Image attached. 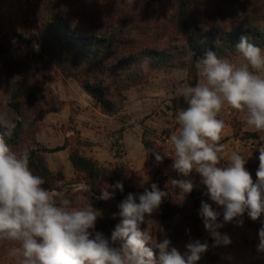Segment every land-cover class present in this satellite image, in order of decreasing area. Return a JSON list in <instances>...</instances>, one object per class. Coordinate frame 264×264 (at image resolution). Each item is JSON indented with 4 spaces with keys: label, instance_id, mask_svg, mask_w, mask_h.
Listing matches in <instances>:
<instances>
[{
    "label": "clouds",
    "instance_id": "1",
    "mask_svg": "<svg viewBox=\"0 0 264 264\" xmlns=\"http://www.w3.org/2000/svg\"><path fill=\"white\" fill-rule=\"evenodd\" d=\"M236 55L238 63L208 50L195 63L202 79L195 86H177L176 92L187 107L177 111L179 129L169 138L173 170L186 178L193 171L199 174L206 187L204 195L223 208L220 222L221 212L201 201L199 216L213 240L212 247L232 243L227 233L219 231L225 224L235 221L242 226L245 213L252 221L264 215V136L257 146L255 181L245 167L247 158L238 152H231L226 165L221 163L224 145L220 141L226 125L218 117L225 105L245 112L247 126L264 133V48L242 36ZM5 116H0V121ZM152 154L157 162L162 161L158 152ZM29 163V152L18 154L0 136V243L12 245L8 254L15 264H198L209 250L207 242L194 240L181 253L164 238L155 244L159 249L157 258L147 246L153 237L141 225L146 217L159 212L169 195L155 183L151 190L144 189L138 202L131 193L121 201L118 213L113 214V219L119 217V223L107 237L96 230L99 211L91 203L79 205L66 195L69 190L89 193L91 184L81 182L63 192L45 188V180L33 173ZM170 183L182 200L194 189L191 179H171ZM116 189L123 192V183L106 185L98 199L114 198ZM258 236L257 251L264 253V221Z\"/></svg>",
    "mask_w": 264,
    "mask_h": 264
},
{
    "label": "trees",
    "instance_id": "2",
    "mask_svg": "<svg viewBox=\"0 0 264 264\" xmlns=\"http://www.w3.org/2000/svg\"><path fill=\"white\" fill-rule=\"evenodd\" d=\"M34 1V23L30 25L29 18L27 23L40 44L41 59L52 60L61 74L76 79L108 116L119 113L126 101L125 91L143 84L146 78L144 64L157 69H175L177 66L171 62L175 55H187L189 62L186 58L179 63L189 69L193 76L190 86H195L198 83L195 63L208 50L221 57L236 55V45L242 36L264 48V0H135L133 4L128 0ZM203 33L207 36L203 37ZM16 36L20 42L30 44L23 34ZM179 43L181 47H178ZM42 78L46 82L54 81L45 72ZM26 85L24 82V88L12 91V107L20 117L27 105L33 107L32 100L42 99L50 105L43 93L39 97L35 92L27 91ZM55 99L58 104H52L49 113L61 109L60 100ZM173 103L175 109L187 107L182 96ZM176 127L179 126L176 124ZM21 130L23 123L16 122L15 131L4 138L5 142L10 144L19 138ZM143 144L149 164L158 169L167 164L161 154L162 161H156L152 154L157 152L153 142L144 139ZM67 148L66 143L51 152ZM70 160L75 170L91 181L92 205L102 213L109 212L108 218H98L96 230L110 237L119 223L118 216L113 219V214L119 211L118 205L128 194L136 196L140 190L130 186L120 175L100 170L96 161L79 151L73 152ZM29 166L35 175L45 180L43 187L58 190L57 175L44 166L41 158ZM117 181L123 183V192L116 189V195L109 201L98 199L103 183L114 185ZM189 197L195 210H200V196L192 191ZM159 211L165 221L177 214L181 216L182 228L174 229L168 236L171 246L175 247L190 235L200 236V220L188 216L185 207H176L164 199ZM191 219L195 224L190 223ZM141 229L145 230L143 224ZM148 247L158 258L159 249Z\"/></svg>",
    "mask_w": 264,
    "mask_h": 264
},
{
    "label": "rangeland",
    "instance_id": "3",
    "mask_svg": "<svg viewBox=\"0 0 264 264\" xmlns=\"http://www.w3.org/2000/svg\"><path fill=\"white\" fill-rule=\"evenodd\" d=\"M79 2H82V0ZM34 4V0H26L24 3L27 28L20 33L23 34L26 40H30V44L20 42L16 36L18 34L17 32L8 36H0V116L6 114L5 118L0 121V136L7 138L15 131L16 122H22L23 130H21L20 137L16 138L8 145L18 154L24 151L29 152L30 163L37 162L38 159L41 158L44 162V166L46 165L48 167L46 158H53L54 155H52L53 152L51 151L57 147L67 143V149L71 155L76 151L81 153L82 147L87 146L88 143L81 140L78 131L74 127L76 125L74 115L78 111L76 106H71V109H69L72 114L57 115V113L62 110L63 103L56 89L57 91L60 90L63 95H76L78 92L77 86L81 88L82 86L76 79L68 78L61 74L52 60L46 57L41 59L43 54H41L40 44L36 40L34 30L30 28L27 23L28 18L30 25L34 23V19L32 18ZM202 36H207V33H203ZM178 47H181L180 43ZM186 58L188 60L187 62H189V57L187 55L176 54L173 61H171L177 66L175 69H157L144 64L143 66L146 70L145 81L143 84L134 86L130 90L124 92L126 101L121 105L119 113L115 115L119 116L120 119L124 121L128 120V117L131 118L129 115V113H131L134 119L132 126L135 128L144 127L145 121L154 117H160L163 122L170 125L163 129L158 127H147V129L143 131V140L147 139L153 142L156 151L167 160V165L165 166L167 171L164 172L162 171V167L158 169L151 164L141 171H134L130 166L125 164H121L118 167H114L112 164L106 166L98 164L99 168L102 171L107 170L108 173L120 175L130 186L140 190V193L136 195L137 198L140 194H143L145 188L151 190V184H157L159 188L169 193L166 200L176 207H185V212L188 216H191L194 220H200V224H196V226H199L200 236L190 235L188 238L179 241L175 245V247L183 253L186 251L185 245L190 241L200 240L201 242H207L209 244V250L202 255L198 264H264V253H258L257 251V244L259 243L258 230L261 227V221H264V215L261 216L260 220L252 221L247 213H245L242 218V226L237 225L235 221L225 224L219 231L222 234L227 233L232 243L228 246L212 247L213 240L205 230L203 221L199 216V210H195L196 207L193 205V200L190 199L189 194L182 200L178 190L171 186V179H191L194 183L193 192L200 196V202L203 200L211 204L213 209L221 212L219 221H223V208L216 205L204 195L206 187L205 189L202 188L203 184L201 183L199 174L193 171L191 176L186 178L179 175L172 168L174 161L170 155H173V149L172 146L167 143L166 137H169L173 128H178L176 127L175 115L178 110L182 109L181 106L177 109L174 107L173 100L181 97L177 94L176 88L178 85L182 84L190 85V82L193 80V76L190 74L189 69L182 67L179 63ZM227 58L231 59L233 62H239L237 55H229ZM44 72L48 76L53 77L54 81H44L42 78V73ZM196 77L199 83L202 78L199 76L198 70L196 71ZM24 82L27 84L25 86L27 91L29 90L31 93L35 92L39 97L43 93L46 100L50 102V105H46L42 99L37 101L32 100L31 104L33 107L27 105L23 110V115L20 117L12 107V104H14L12 91L24 88L22 86ZM71 84L76 87H72ZM55 86H57L56 89ZM55 97L60 100L62 104L61 109L59 112L49 113L48 110L51 108V105L53 104L52 106H54L58 104ZM95 103L100 108L96 101ZM218 118L224 120L227 130L224 140L220 141V143L224 145V151L221 153V156L228 158L232 151H236L247 158L245 167L251 173L255 181L256 171L259 166V151L257 146L261 143V137L264 136V133H257L247 126L245 123V112L233 110L227 105L223 107ZM172 124L173 127L171 126ZM72 130L74 132L71 133L70 131ZM69 133H71L70 137L65 139V136ZM117 147V152L124 153V149L121 148V145ZM133 151L135 154L137 153L136 148H134ZM118 156H123V154H118ZM56 175L57 181L55 184L58 188V190H56L57 192H63L65 188L70 189L71 185L81 182L91 184V181L86 175L80 172H76L72 177H65L61 174ZM145 178H147L146 182L142 184L141 182ZM106 185L109 184L103 183L102 188ZM108 190L110 192L113 191L112 188ZM66 195L79 205L87 203L92 204L91 197L94 196L92 193V186L89 193H74L69 190ZM115 195L114 193V196ZM99 213L100 218L109 217L108 211L104 213L99 211ZM192 219L190 223L195 224ZM180 222V214L175 215L169 221H165L160 211L152 217H146V221L143 224L144 228L148 230L153 237V240L150 241L147 246L155 247L156 243L162 242L164 238H168L174 229L178 227L181 229L182 226H180ZM160 229H163V232H161ZM11 246L10 244L0 243V264H15V260L8 254V249Z\"/></svg>",
    "mask_w": 264,
    "mask_h": 264
},
{
    "label": "crops",
    "instance_id": "4",
    "mask_svg": "<svg viewBox=\"0 0 264 264\" xmlns=\"http://www.w3.org/2000/svg\"><path fill=\"white\" fill-rule=\"evenodd\" d=\"M25 2L26 0H0V36H8L14 32L21 33L26 30ZM71 86L76 87L73 84ZM77 87L78 92L76 95H63L60 90L57 91V86H55V89L63 103V108L57 115H69L71 106L77 107L78 111L74 115L76 124L74 127L78 131L81 140L88 143L87 146L82 147L81 154L104 166L112 164L114 167H118L125 164L134 171L145 169L149 162L143 144V131L147 127L163 129L170 125L163 122L160 117H154L145 121L144 127L135 128L132 126L134 119L131 113H129L131 118L128 117V120L124 121L119 116L105 115L96 105L94 99L80 86ZM171 126L173 127V124ZM178 129L179 127L173 128L169 137H166L169 145H171L170 136L178 132ZM226 132L227 130L224 128L221 141L224 140ZM71 133L67 134L65 139L70 137ZM118 145H121L124 153L116 151ZM134 148L137 149V155L133 151ZM118 154H123V156H118ZM52 155H54L53 158H46V162L53 173L65 177H72L76 174L77 171L71 163L68 149L53 152ZM222 157L221 163L226 165L227 157ZM166 165L162 166L164 172L167 171ZM202 188L205 189V186L203 185Z\"/></svg>",
    "mask_w": 264,
    "mask_h": 264
}]
</instances>
